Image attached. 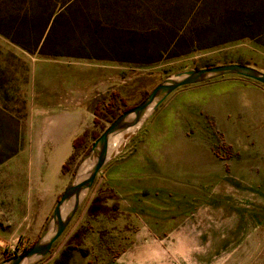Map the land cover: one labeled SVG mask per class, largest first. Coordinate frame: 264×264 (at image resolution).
<instances>
[{"label": "rangeland", "instance_id": "1", "mask_svg": "<svg viewBox=\"0 0 264 264\" xmlns=\"http://www.w3.org/2000/svg\"><path fill=\"white\" fill-rule=\"evenodd\" d=\"M228 62L264 72V0H0V261L36 239L109 113ZM92 69L110 85L73 149ZM237 78L252 86L230 111L219 89L170 93L35 264H264V86Z\"/></svg>", "mask_w": 264, "mask_h": 264}, {"label": "water", "instance_id": "2", "mask_svg": "<svg viewBox=\"0 0 264 264\" xmlns=\"http://www.w3.org/2000/svg\"><path fill=\"white\" fill-rule=\"evenodd\" d=\"M228 75L248 78L264 86V72L244 63L190 67L165 76L138 103L121 111L75 164L36 239L20 253L2 259L0 264H35L48 254L87 196L98 171L117 155L129 136L140 128L171 92Z\"/></svg>", "mask_w": 264, "mask_h": 264}, {"label": "crops", "instance_id": "3", "mask_svg": "<svg viewBox=\"0 0 264 264\" xmlns=\"http://www.w3.org/2000/svg\"><path fill=\"white\" fill-rule=\"evenodd\" d=\"M94 70L95 69L90 70L91 76L90 78L89 76L87 78V81L90 82L91 88L89 89V91H86L83 93V96L81 99L83 105L86 106L85 108L86 114H85V119H84L83 131L93 125V120H94L95 115L93 112V108L91 107V102H92V99L95 97V94L96 95L98 94L95 92L96 91L95 89H100L104 91L105 88H107L110 85L109 83L111 80V78L107 74H104L105 72L103 74H98V73H95ZM237 77L239 76H234V78L221 77V78L213 79V80L206 81L203 83L188 85V87L189 86H199L201 88H204L205 91H209L212 89H219V97L216 100L219 101L218 105L222 108L221 111H224L223 108H226L228 107L229 104H232V102L235 100L236 97H238L240 93L241 94H243L244 92L247 93L246 88L252 86V84L243 82L242 80H240L242 78H237ZM158 107L143 122V124L153 115V113L158 109ZM226 110L228 111L229 109L226 108Z\"/></svg>", "mask_w": 264, "mask_h": 264}, {"label": "trees", "instance_id": "4", "mask_svg": "<svg viewBox=\"0 0 264 264\" xmlns=\"http://www.w3.org/2000/svg\"><path fill=\"white\" fill-rule=\"evenodd\" d=\"M206 66H210V65H206ZM228 76H234V75H228ZM240 77V76H239ZM244 78V77H243ZM246 79H248V78H246ZM249 80H251V79H249ZM258 83V82H257ZM147 94V92L143 95V97L145 96ZM142 97V98H143ZM141 98V99H142ZM140 99V100H141ZM139 100V101H140ZM139 101H137V102H135V103H131V104H122V109L118 112V111H114V112H111V113H109V119H108V123L112 120V119H114L115 118V116H117L121 111H123V110H125V109H127V108H129V107H131V106H133V105H135L136 103H138ZM93 112H94V115H95V117H94V120H93V124L94 123H96V117H97V115L99 114V111H97V109L95 108L94 110H93ZM106 112H109V110H107ZM105 127L102 125V127H101V129H100V132L104 129ZM87 131L88 130H84L83 132H82V134H80V135H77V136H75L73 139H72V141H71V146H72V148L73 149H75V148H77L78 146H80L81 144H82V142L85 140V137L87 136ZM99 132V133H100ZM98 132H96V131H93V132H91V136H92V138H93V140L98 136V134H99ZM88 150V149H87ZM86 150V151H87ZM85 153V152H84ZM71 158V155L68 157V159L66 160V161H64L63 163H62V165H61V168H62V170H64L65 168H66V166H67V164H68V160ZM77 163V162H76ZM75 163V164H76ZM75 164H74V166H75ZM74 166H73V168H74ZM73 168H72V170H73ZM72 170H71V172H72ZM32 244V243H31ZM31 244H29V245H27V246H25L24 248H23V250H25L26 248H28ZM1 254H2V256H3V258H7V257H11V256H13V255H15L16 254V252H14V251H8V250H2L1 251Z\"/></svg>", "mask_w": 264, "mask_h": 264}]
</instances>
